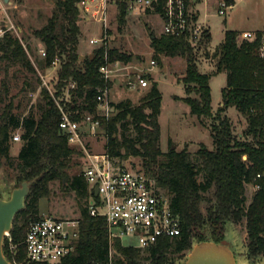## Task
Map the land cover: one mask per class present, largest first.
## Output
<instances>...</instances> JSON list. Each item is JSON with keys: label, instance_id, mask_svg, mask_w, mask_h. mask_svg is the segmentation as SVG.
<instances>
[{"label": "trees", "instance_id": "16d2710c", "mask_svg": "<svg viewBox=\"0 0 264 264\" xmlns=\"http://www.w3.org/2000/svg\"><path fill=\"white\" fill-rule=\"evenodd\" d=\"M80 2L57 0L45 24L32 31L44 45L41 68L47 69L56 58L59 60L55 96L62 98L70 83H76L66 105L73 119L81 120L86 114L99 118L107 135L105 151L112 158L141 159L143 172L168 197L172 212L179 218L181 233L160 238L146 249L125 245L118 238L110 240L104 218L89 213L90 189L82 171H69L80 165L76 157H82L83 152L69 145L67 135L59 127L61 114L54 99L41 86L20 39L7 31L0 37V74L4 73L0 79V167L6 181L14 182V187L23 181L33 182L24 207L14 217L11 240L4 239L6 258L13 264H54L30 260L23 241L28 224L42 217L41 199L49 198L51 184L59 180L65 190L75 194L80 216L74 249L56 264H173L176 255L189 250L194 240L223 243L229 223L244 224L246 259L250 264L264 260V181H257L261 188L252 192L248 203L246 195V184L264 170V60L258 53L262 32L258 31L254 40H247L239 38L236 30H225L222 41L211 53L207 52L214 61L211 74L199 70L196 54L198 46L206 47L212 39L209 28L203 30L196 44L190 41V31L181 35L151 33L155 59L180 56L185 60L180 80L186 95L181 100L188 104L190 113L199 119H212V148L201 143L194 153L171 146L163 151L159 124L162 98L156 81L137 104L129 99L112 103L114 114L108 119L100 116L97 89H109L112 85L100 67L106 63L127 64L132 56L107 45L81 56ZM186 3L192 8L196 2ZM126 14L125 3L119 2L118 20L124 22ZM198 16V12L193 14V24ZM12 67L16 73H24L20 92H34L40 87L35 113L18 112L21 105L14 102L17 95L10 96ZM218 73L225 74L226 83L221 89L220 106L213 113L210 78ZM230 108L244 116L241 136L233 133L226 115ZM19 128L22 146L12 159L9 150Z\"/></svg>", "mask_w": 264, "mask_h": 264}, {"label": "rangeland", "instance_id": "374dc122", "mask_svg": "<svg viewBox=\"0 0 264 264\" xmlns=\"http://www.w3.org/2000/svg\"><path fill=\"white\" fill-rule=\"evenodd\" d=\"M54 3L52 0H9V2L0 0V16L3 19V26L12 27L10 32L20 39L41 81H45L52 91H54L60 64L44 70L41 68L40 60L42 57L39 49L44 48V45L40 39L32 34V31L45 24L55 9ZM192 8L198 11L199 21H208L212 36L211 41L206 45L207 48L204 46L196 48L199 70L203 73H212L214 61L207 52L211 53L222 41L225 30L238 31L240 38V34L244 31L264 28V0H237L236 4L228 9L224 16H219L212 5L208 6L207 10L202 5V1ZM206 13L209 14L208 18L205 16ZM88 15V13L81 12L82 19L79 22L81 29L80 54L82 53L84 56L90 54L99 45H107L126 51L132 56V61L127 64L113 63L114 73L110 78L112 85L108 89L109 100L116 104L129 99L132 103L137 104L151 88L153 81H156L162 98L159 115L161 149L167 151L170 146H174V149L185 148L194 153L201 143L212 148L210 129L212 119H199L192 115L188 104L181 100L186 95L180 80L185 72V60L180 56H161L160 61L153 57V50L150 45L151 33L153 32L157 36L162 33V20L154 12L129 13L127 11L125 21L120 22L118 20V5H111L109 6L107 37L104 38L103 24L92 17L88 18ZM90 37L104 40H99L97 44L92 46L88 42ZM133 57H135L134 60ZM151 61H154L155 64L152 65ZM14 70L15 67L9 70L10 96L17 95L14 102L15 104L20 103L18 112L22 115H28L30 112L35 113L40 87L34 92H20L24 73H16ZM3 76L4 73H1L0 79ZM138 77L145 78L148 81L147 86L141 87ZM32 82L33 85L36 84L34 78ZM225 83L226 76L224 73L212 75L210 78L211 105L215 106L213 113L217 110V104L221 100V89ZM226 115L231 122L233 133L241 136L245 126L244 116L233 108L228 109ZM16 132L21 134L22 129L19 128ZM86 140L92 151L103 152L105 150L107 137L87 138ZM21 146V140L11 142L9 155L12 159L17 156ZM76 160L80 163L79 168L77 166L70 169V174L78 169L83 172L86 167L83 156L76 157ZM116 161L127 169L143 171L140 158L130 157L126 160L116 159ZM13 187L14 182L8 183L6 181L3 169L0 167L1 196L5 199L9 198ZM91 187L92 185H89V189ZM51 188L52 193L49 198L40 201L41 216L50 215L59 219L78 220L80 213L75 194L65 190L59 180L53 182ZM246 189L248 203L252 197V187L247 185ZM5 237H8L9 241L11 240L10 233ZM122 242L125 245L136 243L134 239L128 237L123 238ZM246 242L247 235L243 223L226 225L224 243L234 252L237 264H250L246 259ZM196 243L194 240L189 250L177 254L173 264H185ZM13 248L14 245H11V249ZM258 264H264V260H260Z\"/></svg>", "mask_w": 264, "mask_h": 264}, {"label": "built area", "instance_id": "2783aa9c", "mask_svg": "<svg viewBox=\"0 0 264 264\" xmlns=\"http://www.w3.org/2000/svg\"><path fill=\"white\" fill-rule=\"evenodd\" d=\"M194 1L195 5L202 1L207 10L208 6L212 5L219 16H224L237 2V0ZM119 2L125 3L129 13L151 11L158 14L162 20L164 34L181 35L190 31V41L194 44L201 37L203 30L208 28V21H199V16L193 24V14L198 11L189 8L186 0H81L78 6L81 12L89 14L88 18L92 17L103 24L106 38L109 6H116ZM208 15L205 14L206 18ZM11 28L3 26V19L0 16V37ZM258 31L262 32L258 53L264 60V28ZM258 31H244L240 38L254 40ZM99 40L104 39H91L90 43L97 44ZM39 53L44 57V48L40 49ZM58 63L60 62L56 58L53 65ZM151 64L154 65L155 62L151 61ZM113 66V63H106L100 67L99 70L106 79L112 77ZM138 81L141 87L148 84L143 77H138ZM42 86L48 89L60 111L59 127L67 135L69 145L83 152L86 167L82 175L86 182L92 185L88 200L89 213L104 218L110 240L118 238L122 241L128 237L136 241L130 246L146 249L155 245L160 238H173L179 235L181 233L179 218L172 212L168 197L159 191L154 179L143 171L121 166L105 150L95 152L89 148L87 138L95 139L107 135L101 129L99 118L86 114L81 120H75L72 112L66 108L70 101V89H74L76 83H70L62 98L56 97L45 81H42ZM97 91L100 116L108 119L115 112V107L108 98V89L98 88ZM20 140V133L15 132L12 141ZM258 180L264 181V170L258 172L253 182L247 183L246 186L250 185L252 192L256 191L261 188ZM95 187L98 188L96 196L93 193ZM78 228V220L59 219L50 215L31 221L23 241L27 257L37 262L58 263L73 251L78 238Z\"/></svg>", "mask_w": 264, "mask_h": 264}, {"label": "water", "instance_id": "95a60500", "mask_svg": "<svg viewBox=\"0 0 264 264\" xmlns=\"http://www.w3.org/2000/svg\"><path fill=\"white\" fill-rule=\"evenodd\" d=\"M56 2L57 0H52ZM8 2V0H5ZM135 57H133L134 60ZM172 149L174 146L171 147ZM31 181H23L14 187L9 198L5 199L0 194V264H13L5 256L3 243L13 226L15 215L24 207L25 199L29 193ZM98 194V188L93 190ZM185 264H237L234 252L226 243L214 241H201L196 243L190 251Z\"/></svg>", "mask_w": 264, "mask_h": 264}, {"label": "crops", "instance_id": "0c3cea01", "mask_svg": "<svg viewBox=\"0 0 264 264\" xmlns=\"http://www.w3.org/2000/svg\"><path fill=\"white\" fill-rule=\"evenodd\" d=\"M5 1V0H4ZM8 2H9V0H8ZM148 12H151V11H148ZM156 14V13H155ZM157 16H158V14H156ZM159 17V16H158ZM160 18V17H159ZM161 19V18H160ZM88 21H89V19H88ZM98 22V21H97ZM207 27L209 28V25H208V22H207ZM259 30V29H258ZM258 30H254V31H258ZM91 39H95L94 37H90L89 38V40H88V42L90 43V40ZM91 44V43H90ZM92 46H93V44H91ZM40 49H42V48H40ZM39 49V50H40ZM81 56H83L82 55V53H81ZM220 103H221V100L218 102V104H217V108L220 106ZM215 106L214 105H212V109L214 108Z\"/></svg>", "mask_w": 264, "mask_h": 264}]
</instances>
